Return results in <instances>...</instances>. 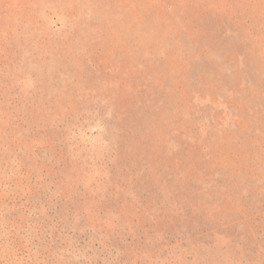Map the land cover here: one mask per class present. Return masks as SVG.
Listing matches in <instances>:
<instances>
[{"label": "rangeland", "instance_id": "rangeland-1", "mask_svg": "<svg viewBox=\"0 0 264 264\" xmlns=\"http://www.w3.org/2000/svg\"><path fill=\"white\" fill-rule=\"evenodd\" d=\"M0 264H264V0H0Z\"/></svg>", "mask_w": 264, "mask_h": 264}]
</instances>
